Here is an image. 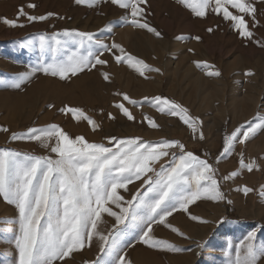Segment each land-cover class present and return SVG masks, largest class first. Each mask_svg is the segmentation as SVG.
I'll return each instance as SVG.
<instances>
[{
  "label": "rangeland",
  "instance_id": "obj_1",
  "mask_svg": "<svg viewBox=\"0 0 264 264\" xmlns=\"http://www.w3.org/2000/svg\"><path fill=\"white\" fill-rule=\"evenodd\" d=\"M28 3L36 7L27 8ZM21 6L31 15H53L35 22L22 17L23 27L13 28L0 22V126L8 128V132L0 131V152L12 150L21 156L57 158L50 151L54 139L49 148L37 141L10 139L12 133H25L29 128L50 124L59 125L72 138L83 136L90 143L106 146H111L110 137H140L153 143L179 140L186 151L207 159L216 169L215 176L225 199H201L190 206V212L206 223L191 220L183 211L168 218L187 239L165 225H153L151 235L177 245L182 249L180 252L143 244L139 240L143 225L129 219L119 226V254L125 255L131 264H230L235 259V248L252 231L257 233L254 241L257 248L264 247V198L258 195L264 186V130L222 155L227 135L248 121L264 118V48L241 38L222 16L209 12L206 17H197L178 0H147L144 5L146 19L161 32L160 37L132 26L126 10L110 0L93 7L78 5L75 0H0V18L14 19ZM255 6L259 26L252 31L256 39L264 40V3L256 2ZM208 28L213 31H207ZM65 30L94 33L108 45L119 43L128 54L159 71L145 69L142 76L128 63H116L112 53L105 51L101 58L108 61L106 65H97L71 79L61 80L38 72L20 88L12 87L20 74L33 66L66 59L73 52L97 53V48L90 47L88 41H83L82 47L80 37L63 35ZM196 36L201 39L196 40ZM196 61L214 65L220 75H207L213 69L197 67ZM248 71L253 75H246ZM104 72L109 74V80L103 78ZM123 94L139 103L124 101ZM155 96L175 101L188 110V115L198 118L199 132L204 139L199 138V132L193 134L178 117L160 113L145 101V97L150 101ZM117 103H124L135 119L128 120L114 106ZM65 105L82 109L98 127L93 130L86 119L77 121L59 111ZM109 113L115 119H109ZM145 117L155 120L159 127H150ZM241 153L245 162L256 160L259 169L252 172L241 169ZM169 159L160 160L156 169L161 164L167 167ZM232 172L239 175L228 180L222 178ZM142 185V180L135 181L128 186V191H119L125 199H131L138 190L143 193L146 186ZM244 186L255 191L245 195L237 190ZM103 220L100 229L107 234L113 229L115 219L104 214ZM19 235L18 210L0 197V264H18L16 239ZM97 260L100 264H114L116 255L101 253L99 241L94 239L90 247L55 264H86ZM258 264H264V257Z\"/></svg>",
  "mask_w": 264,
  "mask_h": 264
},
{
  "label": "snow or ice",
  "instance_id": "obj_2",
  "mask_svg": "<svg viewBox=\"0 0 264 264\" xmlns=\"http://www.w3.org/2000/svg\"><path fill=\"white\" fill-rule=\"evenodd\" d=\"M105 0H75L76 4H86L93 7ZM114 5L126 10L129 23L141 29L152 32L157 37L162 34L152 27L146 19L144 5L147 0H110ZM197 17H206L209 12L222 16L230 22V27L238 35L255 42L264 48V40L256 39L252 28L259 26L257 20L258 9L256 2L264 0H178ZM27 8H35L34 3H28ZM231 9V10H230ZM232 10H235L232 11ZM53 13L35 16L25 10V6L18 9L14 19L0 18V22L9 27H23L21 18L28 22L44 21ZM250 18V20L248 19ZM251 21V26H250ZM207 31L212 32V28ZM63 35H75L89 46H95L97 53L88 51L86 55L73 52L66 59L53 60L33 66L30 70L20 74L12 87L20 88L21 84L29 80L35 73L59 77L61 80L71 79L79 73L106 65L107 60L101 56L105 51L111 52L116 63H128L140 75L150 69L142 60L128 54L119 43L105 44L90 32H70L65 30ZM196 40L201 37L196 36ZM57 45L60 41H56ZM191 51V49H190ZM119 53V54H117ZM197 67L213 69L206 72L209 76H219L214 65L206 61H196ZM105 80H109L107 72L102 73ZM246 75H253L248 71ZM117 95H120L119 93ZM123 100L137 105L139 102L131 100L123 94ZM145 101L152 104L160 113H167L178 117L193 134L199 132L198 118L188 115V110L168 98L155 96ZM128 120L135 117L124 103L114 105ZM52 107V105H49ZM59 111L70 114L79 121L86 119L95 130L98 125L91 117H87L82 109L65 105ZM109 119H115L108 114ZM152 128L159 125L150 117H145ZM258 121V122H257ZM264 130V118L248 121L224 138L222 155L232 152L237 143L243 144L258 131ZM0 131L8 132L7 127L0 126ZM199 138L204 139L199 132ZM11 140L28 139L37 141L44 148L50 147V141L55 140L50 147L56 157L24 154L5 150L0 152V197L10 205H15L19 213L20 235L16 239L19 251L18 264H55L72 258L73 253L91 246L93 240H98L100 252L115 254L114 264H131L125 255H120L118 243L120 225L131 219L143 225L139 240L150 248L180 252L182 249L165 240L154 238L151 234L153 225H165L172 232L187 239L179 228L173 227L168 218L177 211L187 213L191 220L206 223L201 217L190 212V206L201 199L220 201L225 199L216 179V169L207 159H201L191 151L185 150V145L179 140H162L159 142L143 141L140 137L118 139L110 137L109 145L90 143L83 136L70 137L59 125L50 124L43 128H29L25 133H12ZM177 151L179 156H177ZM165 157H170L168 166L156 164ZM240 168L249 172L258 170L260 165L256 160L245 162L243 154L240 156ZM239 175L232 172L222 177L224 180ZM143 181L146 186L143 193L137 191L131 199H125L119 190L128 191V186L135 181ZM245 195L255 189L244 186ZM258 195L264 198V186ZM231 203V201H228ZM106 214L115 219L113 229L105 234L100 229ZM264 230V229H262ZM257 233L249 232L240 245L235 248V259L230 264H258L264 257V247L257 248L254 241ZM86 264H100L86 262Z\"/></svg>",
  "mask_w": 264,
  "mask_h": 264
},
{
  "label": "bare ground",
  "instance_id": "obj_3",
  "mask_svg": "<svg viewBox=\"0 0 264 264\" xmlns=\"http://www.w3.org/2000/svg\"><path fill=\"white\" fill-rule=\"evenodd\" d=\"M250 102V101H249ZM251 103V102H250ZM253 105V104H252ZM254 106H255V104H254ZM252 108V107H251Z\"/></svg>",
  "mask_w": 264,
  "mask_h": 264
}]
</instances>
